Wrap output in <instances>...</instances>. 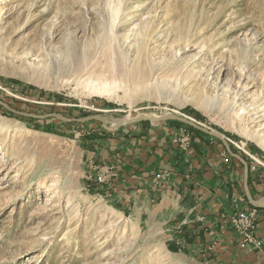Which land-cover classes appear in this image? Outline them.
<instances>
[{
	"label": "rangeland",
	"instance_id": "1",
	"mask_svg": "<svg viewBox=\"0 0 264 264\" xmlns=\"http://www.w3.org/2000/svg\"><path fill=\"white\" fill-rule=\"evenodd\" d=\"M0 102V264H231L213 237L140 225L108 178L145 139H219L39 117H185L262 194L264 0H0Z\"/></svg>",
	"mask_w": 264,
	"mask_h": 264
},
{
	"label": "crops",
	"instance_id": "2",
	"mask_svg": "<svg viewBox=\"0 0 264 264\" xmlns=\"http://www.w3.org/2000/svg\"><path fill=\"white\" fill-rule=\"evenodd\" d=\"M201 138H193L190 154L179 150L173 138L165 134L151 138L156 141L155 146L150 144L151 139H145L133 151L128 149L124 161L114 165L111 196L137 214L140 225L156 220L159 225L167 224L181 238L183 234H201L206 243L213 237V248L216 252L221 249L220 257L231 264H261L260 251L240 250L237 235L228 222L240 210L255 207L245 197L244 168L239 183L240 161L230 158L224 163V156L228 155L224 146H210L204 142L205 137L204 141ZM157 173L165 176L157 180ZM251 183L248 187L252 199L264 198V192L260 194V189ZM241 184L242 195L238 192ZM257 208L256 236L262 241L264 252V208Z\"/></svg>",
	"mask_w": 264,
	"mask_h": 264
},
{
	"label": "built area",
	"instance_id": "3",
	"mask_svg": "<svg viewBox=\"0 0 264 264\" xmlns=\"http://www.w3.org/2000/svg\"><path fill=\"white\" fill-rule=\"evenodd\" d=\"M191 133L186 128H179L173 138V143L178 144L179 150L184 153L190 154ZM225 162L228 159H224ZM108 170V168L106 169ZM165 175L157 173L155 175L157 180H160ZM107 177V176H106ZM113 177V173L108 175V178ZM95 181L99 184L104 183L106 180L102 176H96ZM259 217V210L257 207H251L247 210H240L238 213L229 217V224L237 235L238 247L242 250H256L261 252V264H264V252H262V241L256 236V227Z\"/></svg>",
	"mask_w": 264,
	"mask_h": 264
},
{
	"label": "water",
	"instance_id": "4",
	"mask_svg": "<svg viewBox=\"0 0 264 264\" xmlns=\"http://www.w3.org/2000/svg\"><path fill=\"white\" fill-rule=\"evenodd\" d=\"M0 105L8 108L5 104L1 103L0 102ZM32 116V115H30ZM48 116H52V117H55L59 120H62V121H65V122H73V121H77V122H80V121H85V120H95V121H98V122H101V123H105V124H108V123H111V124H117V125H124V124H130V123H135V122H138V121H164V120H173V121H178V122H181L187 126H191L193 128H196V129H199L201 132L207 134V135H211L217 139H219L221 141V143L223 144L224 148L226 149V151L228 152L229 155H231L233 158L239 160L241 163H243L244 165V193H245V197L247 198V200L249 201V203L255 207H260V208H264V198H261L259 200H253L250 193H249V188H248V183H247V179H248V169H247V166H246V163L244 162V160L239 157L238 155L234 154L231 150H230V147L229 145L222 139V137H220L219 135L211 132V131H208L207 129L205 128H202V127H199L195 122H193L192 120H189L185 117H182V116H178L176 114H165V115H162V116H159L157 118H147L145 116H141V117H135V118H132L131 120H126L125 118H114V117H99V116H96V115H92V116H88V117H85V118H82V119H68V118H63L61 117L60 115L58 114H48V115H45V116H36V117H39V118H44V117H48Z\"/></svg>",
	"mask_w": 264,
	"mask_h": 264
},
{
	"label": "trees",
	"instance_id": "5",
	"mask_svg": "<svg viewBox=\"0 0 264 264\" xmlns=\"http://www.w3.org/2000/svg\"><path fill=\"white\" fill-rule=\"evenodd\" d=\"M172 124H174V125H176V126H180V125H183L181 122H178V121H172L171 122ZM191 129V128H190ZM193 130V129H192ZM193 131H195V130H193ZM198 132V131H197ZM250 181V180H249ZM249 181H248V183H249ZM187 242L190 244V243H192L193 241L191 240V237H189L188 235H187Z\"/></svg>",
	"mask_w": 264,
	"mask_h": 264
},
{
	"label": "bare ground",
	"instance_id": "6",
	"mask_svg": "<svg viewBox=\"0 0 264 264\" xmlns=\"http://www.w3.org/2000/svg\"><path fill=\"white\" fill-rule=\"evenodd\" d=\"M259 111V110H258ZM142 116H145V117H147V118H157L156 116H152V115H142ZM258 116V115H257ZM260 116V115H259ZM139 117H141V116H139ZM257 118V117H256ZM126 120H131V119H129V118H127Z\"/></svg>",
	"mask_w": 264,
	"mask_h": 264
}]
</instances>
